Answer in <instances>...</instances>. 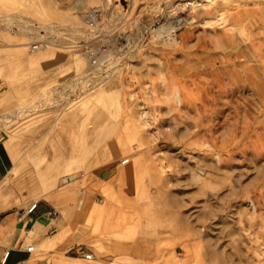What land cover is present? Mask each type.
<instances>
[{"label": "rangeland", "instance_id": "rangeland-1", "mask_svg": "<svg viewBox=\"0 0 264 264\" xmlns=\"http://www.w3.org/2000/svg\"><path fill=\"white\" fill-rule=\"evenodd\" d=\"M105 1L0 0V12L30 20L13 29L2 20L0 32L15 34L26 50L46 40L41 50L76 51L67 36L87 40L84 14L104 7L126 57L98 87L128 102L139 131L131 140L152 147L157 193L169 205V216L155 223L180 233L160 264H264V0ZM182 15L188 20L176 29L179 39L166 40ZM88 65L84 58L78 64L80 84ZM81 90L73 87L89 92ZM144 109L151 111L147 125Z\"/></svg>", "mask_w": 264, "mask_h": 264}, {"label": "crops", "instance_id": "crops-1", "mask_svg": "<svg viewBox=\"0 0 264 264\" xmlns=\"http://www.w3.org/2000/svg\"><path fill=\"white\" fill-rule=\"evenodd\" d=\"M2 20L30 23L18 11ZM22 41L0 32V264H160L180 233L155 223L169 205L152 147L131 140L128 102L101 86L73 92L87 58Z\"/></svg>", "mask_w": 264, "mask_h": 264}, {"label": "built area", "instance_id": "built-area-1", "mask_svg": "<svg viewBox=\"0 0 264 264\" xmlns=\"http://www.w3.org/2000/svg\"><path fill=\"white\" fill-rule=\"evenodd\" d=\"M106 14L104 7H92L86 12L90 37L81 42L71 36H67L66 39L69 41L68 46L77 47L76 52L86 57L89 62L87 71L81 80L82 89H95L104 79L113 74H119L118 72L126 57V50L123 47L124 45H122L124 38L119 34L116 37L111 35V31L108 29L109 24L105 23ZM45 45L46 40H34L30 42V49L37 51L45 47ZM129 159V157H126L123 162ZM37 206L38 202H33L28 207L20 209V216L24 217L31 214ZM3 216L4 212L0 210V220ZM34 248V245L30 246V249ZM86 256L91 258L93 254L87 253Z\"/></svg>", "mask_w": 264, "mask_h": 264}, {"label": "bare ground", "instance_id": "bare-ground-1", "mask_svg": "<svg viewBox=\"0 0 264 264\" xmlns=\"http://www.w3.org/2000/svg\"><path fill=\"white\" fill-rule=\"evenodd\" d=\"M33 2V1H32ZM110 2V0H106L105 1V3L107 4V3H109ZM167 2V1H166ZM41 3V2H40ZM209 3V2H208ZM201 4H207V2L206 3H203V2H201ZM109 5V4H108ZM107 6V5H106ZM193 7V6H192ZM53 9V8H52ZM228 9V8H227ZM36 10V9H35ZM40 10V9H39ZM50 10V9H49ZM48 10V11H49ZM177 8H175V10L174 11H172L171 12V15L173 16V14H175L176 12H177ZM193 10V9H192ZM191 10V11H192ZM38 11V10H37ZM232 11V10H231ZM40 12V11H39ZM229 12V11H228ZM41 13V12H40ZM179 14V13H178ZM188 14V13H187ZM193 14V13H192ZM222 14V13H221ZM41 15V14H40ZM62 15V14H61ZM86 14H84V16H85ZM190 15V14H189ZM20 17H23V16H21V15H19ZM45 16V15H44ZM183 16V15H182ZM198 16V15H197ZM60 17V16H59ZM62 17V16H61ZM187 17V16H186ZM43 18H45V17H43ZM196 17H194V19H195ZM212 18V17H211ZM10 19H11V17H10ZM39 19V18H38ZM187 19V18H186ZM186 19H185V16H183L182 18H179V19H175L174 21H173V25H172V27H173V29H174V35H172L171 36V34L166 38V40H168V41H170V40H172V41H176V40H178L179 39V35L177 34V31H176V29H178L179 27H181L183 24H184V22L186 21ZM40 20V19H39ZM53 20V19H52ZM188 20V19H187ZM190 20V19H189ZM228 20V19H227ZM171 21V20H170ZM211 24H212V22H211ZM224 24V23H223ZM47 29H49L48 27H46ZM161 28V27H160ZM165 28V27H164ZM240 29V28H239ZM168 30V29H167ZM176 31V32H175ZM170 33V32H169ZM182 38V37H181ZM160 39V38H159ZM165 39V38H164ZM165 40V41H166ZM191 40V39H190ZM189 40V41H190ZM181 41V40H180ZM181 43V42H180ZM186 44V43H185ZM228 45V44H227ZM229 46V45H228ZM181 47V46H180ZM187 47V46H186ZM175 53V52H174ZM197 53V52H196ZM198 54V53H197ZM161 58V57H160ZM159 58V59H160ZM162 63V62H161ZM164 72V71H163ZM221 72V71H220ZM263 73V72H262ZM206 75V74H205ZM225 77V76H224ZM199 78V77H198ZM230 78V77H229ZM173 80V79H172ZM226 80V79H225ZM228 81V80H227ZM237 81V80H236ZM211 83V82H210ZM227 84V83H226ZM228 85V84H227ZM236 85V84H235ZM252 86V85H251ZM230 91V90H229ZM224 92H226V91H224ZM233 92V91H232ZM193 95V94H192ZM234 97V96H233ZM180 98V97H179ZM231 98V97H230ZM229 98V99H230ZM236 98V97H235ZM204 99V98H203ZM228 99H226V101H227ZM233 100V99H232ZM236 101V100H235ZM197 102V101H196ZM200 103V102H199ZM178 105V104H177ZM199 109H202V108H199ZM199 111V110H198ZM201 111V110H200ZM150 114H151V111L149 110V109H144L143 111H142V117L144 118L143 119V124L145 125H147V124H149L150 123V121H149V116H150ZM216 114V113H215ZM199 118V117H198ZM215 118V117H214ZM180 121V120H179ZM179 123H181V122H179ZM183 123V122H182ZM182 126V125H181ZM169 127V126H168ZM201 128V127H200ZM163 132V131H162ZM198 132V131H197ZM161 134V133H160ZM197 134V133H196ZM170 168V167H169ZM264 201V200H263ZM251 205V204H250ZM252 206V205H251ZM255 206V205H254ZM256 207V206H255Z\"/></svg>", "mask_w": 264, "mask_h": 264}]
</instances>
